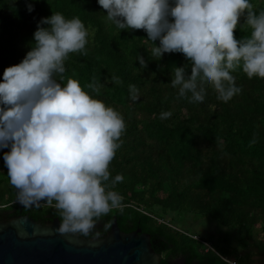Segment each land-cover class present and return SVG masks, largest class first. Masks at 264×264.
Here are the masks:
<instances>
[{
    "label": "trees",
    "instance_id": "16d2710c",
    "mask_svg": "<svg viewBox=\"0 0 264 264\" xmlns=\"http://www.w3.org/2000/svg\"><path fill=\"white\" fill-rule=\"evenodd\" d=\"M27 2L33 0H0V81L5 68L19 64L30 50L41 17L56 12L66 19L79 17L89 33L87 54L69 55L61 83L76 79L126 124L109 165L111 177H124L112 189L122 196V207L100 218L94 229L98 237L78 235L105 238L117 220L123 233L150 235L162 264L178 259L184 264H251V256L242 252L264 236V79H248L238 69L232 75L240 94L225 103L208 86L203 104L190 103L170 85L175 67L187 64L186 75L191 73L183 53L152 56L154 45L145 30L118 29L97 0H34L31 13ZM250 2L257 14L264 11V0ZM245 16L234 30L237 40L250 36ZM154 43L159 46V40ZM90 83L103 87L96 93L87 87ZM130 86L137 90L135 99ZM165 111L172 115L162 120ZM9 150H0V220L28 216L42 225L61 222L53 206L16 202L17 189L3 160Z\"/></svg>",
    "mask_w": 264,
    "mask_h": 264
},
{
    "label": "clouds",
    "instance_id": "9594fccd",
    "mask_svg": "<svg viewBox=\"0 0 264 264\" xmlns=\"http://www.w3.org/2000/svg\"><path fill=\"white\" fill-rule=\"evenodd\" d=\"M97 3L118 29L145 30L146 40L154 45L152 56L184 54L191 73L186 75L187 64L175 67L170 82L178 98L203 104L211 86L217 99L227 103L242 91L233 72L240 69L248 79H264V11L257 14L250 0ZM26 8L34 11V0ZM241 16L251 33L237 40L234 30ZM88 37L79 17L66 19L56 12L39 19L30 50L19 64L5 68L0 81V150L10 149L3 160L17 189L16 202L53 206L62 234L98 237L94 229L100 218L122 207V196L112 189L124 177H111L109 165L121 147L126 124L116 109L86 92L76 79L61 83L69 55L87 54ZM137 60L145 66L142 56ZM87 87L98 93L103 84ZM136 92L130 86L133 99ZM171 115L162 112L160 119Z\"/></svg>",
    "mask_w": 264,
    "mask_h": 264
},
{
    "label": "water",
    "instance_id": "95a60500",
    "mask_svg": "<svg viewBox=\"0 0 264 264\" xmlns=\"http://www.w3.org/2000/svg\"><path fill=\"white\" fill-rule=\"evenodd\" d=\"M60 221L42 225L28 216L0 220V264H162L152 238L123 233L117 220L105 238L62 234Z\"/></svg>",
    "mask_w": 264,
    "mask_h": 264
},
{
    "label": "crops",
    "instance_id": "0c3cea01",
    "mask_svg": "<svg viewBox=\"0 0 264 264\" xmlns=\"http://www.w3.org/2000/svg\"><path fill=\"white\" fill-rule=\"evenodd\" d=\"M260 238L251 242L253 249L242 252V256H251V264H264V236L260 235Z\"/></svg>",
    "mask_w": 264,
    "mask_h": 264
},
{
    "label": "rangeland",
    "instance_id": "374dc122",
    "mask_svg": "<svg viewBox=\"0 0 264 264\" xmlns=\"http://www.w3.org/2000/svg\"><path fill=\"white\" fill-rule=\"evenodd\" d=\"M198 229L203 230V232H204V231H207V227H199ZM211 234H212L213 236L218 235L216 232H212ZM211 242H212V244H213V246H214L215 248H219V244H218L215 240H211ZM251 249H253V246H252V245H250L249 248H248L247 250H251Z\"/></svg>",
    "mask_w": 264,
    "mask_h": 264
},
{
    "label": "flooded vegetation",
    "instance_id": "af4514ba",
    "mask_svg": "<svg viewBox=\"0 0 264 264\" xmlns=\"http://www.w3.org/2000/svg\"><path fill=\"white\" fill-rule=\"evenodd\" d=\"M4 221H7V220H4ZM170 264H184V261L182 259H178L177 261H174V262L171 261Z\"/></svg>",
    "mask_w": 264,
    "mask_h": 264
},
{
    "label": "built area",
    "instance_id": "2783aa9c",
    "mask_svg": "<svg viewBox=\"0 0 264 264\" xmlns=\"http://www.w3.org/2000/svg\"><path fill=\"white\" fill-rule=\"evenodd\" d=\"M207 247H208L209 249H211V246L207 245ZM226 262H227V261H226ZM229 263H231V264H237L236 262H229Z\"/></svg>",
    "mask_w": 264,
    "mask_h": 264
}]
</instances>
